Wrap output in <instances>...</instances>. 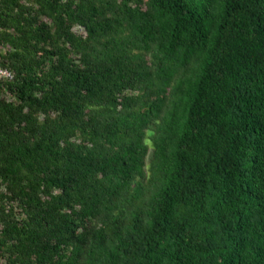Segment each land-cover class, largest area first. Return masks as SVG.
Listing matches in <instances>:
<instances>
[{
  "label": "trees",
  "instance_id": "trees-1",
  "mask_svg": "<svg viewBox=\"0 0 264 264\" xmlns=\"http://www.w3.org/2000/svg\"><path fill=\"white\" fill-rule=\"evenodd\" d=\"M0 68V264H264V0H0Z\"/></svg>",
  "mask_w": 264,
  "mask_h": 264
},
{
  "label": "built area",
  "instance_id": "built-area-1",
  "mask_svg": "<svg viewBox=\"0 0 264 264\" xmlns=\"http://www.w3.org/2000/svg\"><path fill=\"white\" fill-rule=\"evenodd\" d=\"M11 76L12 75L8 70L0 68V79L9 80L11 79Z\"/></svg>",
  "mask_w": 264,
  "mask_h": 264
},
{
  "label": "rangeland",
  "instance_id": "rangeland-1",
  "mask_svg": "<svg viewBox=\"0 0 264 264\" xmlns=\"http://www.w3.org/2000/svg\"><path fill=\"white\" fill-rule=\"evenodd\" d=\"M75 30H76V28L74 27V28H73V31H75ZM76 31H78V30H76Z\"/></svg>",
  "mask_w": 264,
  "mask_h": 264
}]
</instances>
